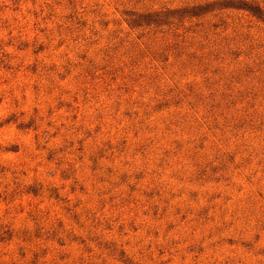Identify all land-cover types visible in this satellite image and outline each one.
Segmentation results:
<instances>
[{
    "label": "rangeland",
    "instance_id": "1",
    "mask_svg": "<svg viewBox=\"0 0 264 264\" xmlns=\"http://www.w3.org/2000/svg\"><path fill=\"white\" fill-rule=\"evenodd\" d=\"M214 1L0 0V264H264V21L141 22Z\"/></svg>",
    "mask_w": 264,
    "mask_h": 264
},
{
    "label": "trees",
    "instance_id": "2",
    "mask_svg": "<svg viewBox=\"0 0 264 264\" xmlns=\"http://www.w3.org/2000/svg\"><path fill=\"white\" fill-rule=\"evenodd\" d=\"M223 8H233V9H239V10H245L250 12L252 15L255 17H258L259 19L264 21V9L261 8L259 5L249 3L247 1H241V0H229V1H214V2H209L204 5H196L193 6L192 8H187L182 11H166V13L159 14V13H150L146 15L145 17L142 18L141 22H144L146 25L150 24H160V23H168L172 24V22H169L168 19L173 17L174 14L177 13L178 19L183 18L184 16L188 17H200L210 11L216 10V9H223ZM164 19V20H163ZM139 19H135L133 22L142 25L138 21Z\"/></svg>",
    "mask_w": 264,
    "mask_h": 264
}]
</instances>
